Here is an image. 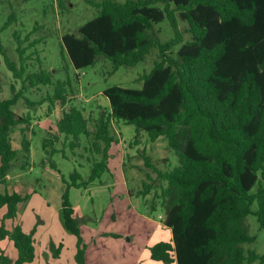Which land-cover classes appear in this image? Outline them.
<instances>
[{
  "label": "trees",
  "instance_id": "1",
  "mask_svg": "<svg viewBox=\"0 0 264 264\" xmlns=\"http://www.w3.org/2000/svg\"><path fill=\"white\" fill-rule=\"evenodd\" d=\"M89 3L97 7L98 14L76 33L61 37L75 69L94 65L103 56L115 70L137 64L153 48L157 52L151 70L139 78L140 88L112 85L103 91L109 110H100L92 119L93 130L84 108L70 106L56 121L57 133L43 138L49 157L57 150L54 143L79 147L82 137L86 138L85 151L95 155L86 178L73 171L68 180L63 179L60 214L64 227L76 236L77 264H86V245L69 189L86 188L110 171L109 148L117 142L111 133L112 122L134 125L136 144L143 131L150 141L163 137L178 157V164L170 170L153 167L166 184L160 185L149 210L161 208L163 224L171 230L169 241L151 247L153 260L165 264H264V254L243 246L256 238L249 234L247 215H254L264 229V0ZM14 13L8 14L2 28L12 23ZM165 18L173 36L162 41L156 24ZM13 35L19 67L9 59L1 39L0 52L13 76L21 78L27 65L26 47L16 31ZM26 77L30 86L52 82L51 73L42 69ZM25 88L0 98V184L16 162L20 161V168L27 164L30 140L23 124L29 122V116L13 110ZM63 92L54 91L48 97L63 100ZM17 126L19 149L13 147L11 137ZM142 156L152 166L148 156ZM49 163L55 168L50 159ZM149 189L147 183L145 193ZM27 196L0 192V206L7 207L5 216L15 217L17 205ZM5 237H10L16 250L14 264L33 260L32 232L24 233L18 225L10 231L1 225L0 239ZM9 263L0 250V264Z\"/></svg>",
  "mask_w": 264,
  "mask_h": 264
},
{
  "label": "rangeland",
  "instance_id": "2",
  "mask_svg": "<svg viewBox=\"0 0 264 264\" xmlns=\"http://www.w3.org/2000/svg\"><path fill=\"white\" fill-rule=\"evenodd\" d=\"M12 11L15 12L14 20L2 28ZM97 14V7L89 0H0L2 45L9 59L19 67L13 35L16 31L22 46L26 47L27 64L23 76L15 78L0 52V98L10 97L26 86L13 110L29 116V122L23 126L30 140L26 166L20 168V161L16 162L5 182L0 184L2 193L15 191L28 196L17 205L13 218L5 216L6 205L0 206V226L11 231L18 225L24 233H33L35 256L28 264H77L76 236L64 227L60 214L61 193L65 187L63 179L68 180L73 171L86 178L95 156L85 151L86 138L82 137L79 147L54 143L57 150L49 157L43 149L44 136L52 138L51 135L57 133L56 121L70 106L84 108L88 127L93 130L92 119L100 110H109V101L103 91L112 85L140 88L142 80L139 78L151 70L156 58L157 50L153 48L142 61L132 66L121 65L113 70L109 59L98 56L94 65L75 69L62 46L61 37L66 32L76 33L82 24ZM180 25L183 28V24ZM156 28L162 41L173 36L166 18L157 23ZM34 40L36 43H32ZM177 48L178 45L173 51ZM41 69L51 73L52 82L30 86L27 74ZM58 90L64 91L63 100L49 98ZM19 128L15 127L11 133L13 147L17 149L21 141ZM111 133L117 142L110 148V171L86 188L69 189L74 217L86 245L85 263L165 264L150 257L154 244L171 238L170 228L163 224V210H149L160 185L166 184L157 178L153 167L170 170L178 164V157L163 137L150 141L143 131L138 134V143H134L135 127L132 124L112 122ZM142 155L148 156L152 166L145 164ZM147 183L150 189L145 193ZM245 222L249 234L256 238L252 243H244V248L264 254V229L259 228L254 215H247ZM118 233L121 237L116 238ZM0 250L10 259L9 264H14L16 250L10 237L0 239Z\"/></svg>",
  "mask_w": 264,
  "mask_h": 264
},
{
  "label": "crops",
  "instance_id": "3",
  "mask_svg": "<svg viewBox=\"0 0 264 264\" xmlns=\"http://www.w3.org/2000/svg\"><path fill=\"white\" fill-rule=\"evenodd\" d=\"M11 137H12V136H11ZM115 143H116V142H115ZM113 144H114V143H113ZM113 144H112V145H113ZM12 145H13V144H12ZM112 145H111V146H112ZM110 148H111V147H110ZM110 148H109V155H110ZM109 168H110V167H109ZM116 235H118V237H116V238L121 237V234H120V233H118V234H116ZM97 253L100 254V251H98ZM86 264H89V262L86 263ZM93 264H97V262H95V263H93Z\"/></svg>",
  "mask_w": 264,
  "mask_h": 264
},
{
  "label": "built area",
  "instance_id": "4",
  "mask_svg": "<svg viewBox=\"0 0 264 264\" xmlns=\"http://www.w3.org/2000/svg\"><path fill=\"white\" fill-rule=\"evenodd\" d=\"M160 217V216H159Z\"/></svg>",
  "mask_w": 264,
  "mask_h": 264
}]
</instances>
